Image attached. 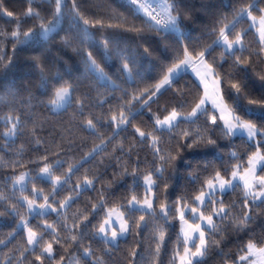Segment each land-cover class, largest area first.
<instances>
[{
  "label": "trees",
  "instance_id": "1",
  "mask_svg": "<svg viewBox=\"0 0 264 264\" xmlns=\"http://www.w3.org/2000/svg\"><path fill=\"white\" fill-rule=\"evenodd\" d=\"M76 2L82 12L90 18L104 19L105 25L112 17H124L127 18L128 24L144 27V17H134L131 11L132 6L126 0H76ZM178 2L181 5L182 31L188 36L185 42L191 48L198 49L206 43H211V39L215 38L210 36L213 28L218 27L225 16L231 19L235 10L240 8L246 0H178ZM72 3L73 0H67L65 18L61 24L62 30L58 29V34H53V38L48 41H29L18 46L12 64L5 67L7 60L0 63V133L5 131L4 119L9 114L19 115L24 125L21 133L15 138L6 141L0 136V192H4L9 197V200L0 202L2 205L0 211L9 209L0 216V240L5 241L0 244V262H6L9 257H12V264H16V258L26 244V233L23 229L17 228L20 216L10 212V205L19 196V192L15 196L12 195L11 177L14 173L31 171L33 175H38V158L47 155L50 162L54 163L57 159L65 162L56 173L61 175L66 173L68 164L80 162L103 138L106 141L103 150L99 151L93 159L83 162V167H80L79 171L71 177L69 184L64 185L63 190L56 196V200H63L72 193L78 179L82 182L84 175L87 174L89 178L95 179L94 188H88L76 197L71 207L67 209L64 215L67 216L69 224L74 214L90 211L92 204L99 202L102 194L106 197L107 206L120 203L126 205L132 194L133 176L122 175L125 167L131 173L133 167L139 164L137 174L139 186L135 188V191L142 198L144 194L142 176L148 171H155L157 161L153 160L152 151L146 144L138 143L139 137L135 135L132 125H129L126 131L121 130L113 139H108L112 137L114 130V126L106 122L110 119L111 111L118 112L121 106H131L136 113L132 124L151 131L155 115L162 117L166 114V109L171 110L172 107L180 104H185L190 109L194 101L203 94L202 86L188 70L177 78L173 88L162 90L149 101L147 106H142L141 101H133L129 105L128 102L132 101L134 94L139 95L145 89L154 91V85L176 59L177 50L182 52L183 44L177 41L174 34L162 37L147 30L146 27L141 34L126 31L124 26L118 25L115 20L112 21L113 27L87 26L90 39L81 44L75 39V29H71ZM0 4L18 15H22L28 7L27 0H0ZM35 7L46 19L50 18L54 11V4L50 5L45 0H35ZM259 7H264V3H260ZM35 23L37 22L34 20L28 21L23 25V30H27ZM249 25L250 21L245 18V22L238 25L236 31L242 28L249 29ZM14 26V20L0 14V31L10 33ZM81 27L85 26L81 23ZM66 34L73 38L72 47H65L60 43L61 37ZM105 37L113 40L107 54L102 44ZM0 39L3 38L0 37ZM245 45L247 49L245 55H252V66L246 70L245 83L253 95H259L264 92V82L257 75V73H264V53H259V40L252 28L246 34ZM0 47H5L8 55H13L11 42ZM145 47L151 49V55L144 52ZM88 51L92 52L97 62L114 82L115 87L103 86L94 74L86 70ZM218 52L219 50L214 52L213 57L218 59ZM253 53H259V58L257 59ZM122 57L133 61L131 79L122 70L124 63ZM41 63L44 65L43 70L38 67ZM231 64L232 60L224 63L225 73L231 71ZM42 82L47 85L46 88ZM65 83L73 87V103L66 110L54 113L47 106L48 97L54 87ZM177 89L180 91L178 92ZM225 92L228 96L233 95V90L227 84H225ZM77 99H84L83 116L78 114ZM249 107L254 106L247 105L246 100L241 99L240 114L245 116L244 110ZM89 116L99 118L97 131L94 133L84 127V122ZM201 122L203 123V118ZM256 122L264 127V118H259ZM33 130L35 136L32 135ZM212 135L217 140L215 146H202L192 151L186 149L182 154V160L177 162V169L174 171L169 167L165 170L159 181L160 199L157 201V211H159L160 201L165 196L164 182L169 185L167 197L174 203L179 196H191L214 169L227 168L230 171L236 162L231 157V152L236 151L240 160L246 163L247 156L255 151L257 146L256 141H248L245 135L225 137L219 131ZM37 137L42 141L39 146L35 144ZM121 144L123 151H121ZM133 144L135 147L129 152V147ZM174 144L175 140H172L171 145ZM161 146L165 149L170 146L167 135L164 136ZM184 160L188 162L185 163ZM13 161H20L25 167L13 169ZM192 172L199 175L198 182H193L190 178ZM37 185L43 188L45 193L51 192L50 181L38 179ZM31 190L32 185L29 184L27 192L31 193ZM223 199L226 205L240 202L236 204L233 217L248 211L242 207L241 190L229 191ZM19 211L21 215L26 213V209ZM102 216L103 211L89 217V227L85 229L86 234L81 240L73 243L67 239L64 246L55 245L57 259L63 255L66 258L64 264H74L75 260L83 256L84 249L91 247L94 255L80 259V264H94L96 258L102 260L103 264H132L131 251L137 248L140 255L136 257L135 264H153L150 252L154 250L155 245L151 243L153 229L151 220L148 227L142 230L141 235H137L134 229L131 234L119 241L118 247L106 249L99 239H93L92 236L93 226L97 225ZM252 217L251 223L243 232L232 230L231 218L229 221H224L223 223L228 224L229 228L220 240L219 246L211 247L204 264H231L232 260L237 258V250L245 245L249 238L264 244V205L253 208ZM46 219L49 223L54 221H59L60 225L64 223L63 216L57 217L55 213L49 214ZM30 223L33 227L42 228L44 219L38 216L32 217ZM13 232L15 234L10 235ZM64 236V230L61 228L62 240ZM178 237L182 242L179 220L172 219L166 226V242L159 264H174L173 255ZM49 238L45 237V239ZM26 256L27 260L24 264H37L31 253H26Z\"/></svg>",
  "mask_w": 264,
  "mask_h": 264
},
{
  "label": "snow or ice",
  "instance_id": "2",
  "mask_svg": "<svg viewBox=\"0 0 264 264\" xmlns=\"http://www.w3.org/2000/svg\"><path fill=\"white\" fill-rule=\"evenodd\" d=\"M45 2L50 5L54 4V11L47 19L35 7V0H27L28 7L22 15L9 11L0 4V14L15 21V26L10 33L0 31V37L3 38L0 39V45H6L8 42L13 45V55L11 56L8 55L5 47H0V63L7 60L5 67L12 64L18 46L29 41H48L53 38V34H58V29H61L62 21L65 18L67 0H45ZM126 2L132 6L131 11L134 17H144V27L128 24L127 18L124 17H112L105 25L104 19L90 18L82 12L76 0H73L70 14L72 15L71 29H75V39L81 44L90 39L87 26L113 27V20L118 25L124 26L126 31L136 34L143 33L145 27L162 37L174 34L177 41L183 44L182 52L177 50L176 59L154 85V91L145 89L139 95L134 94L132 101L128 102L129 105L133 101H141L142 106H147L149 101L160 94L162 90L173 88L177 78L189 69L192 70L202 86L203 94L194 101L190 109L185 104H180L177 107H172L171 110L166 109V114L162 117L155 115L151 131L132 124L136 113L131 106H121L118 112L111 111L110 119L106 122L114 126V130L112 137L108 139H113L119 135L121 130L126 131L127 127L132 125L135 135L139 137L138 143L146 144L152 151L153 160L157 161L155 171H148L142 176L144 187L142 198L135 191V188L139 186L137 175L139 164L133 167L131 173L125 167L122 175L133 176L132 194L126 205L120 203L107 206L106 197L102 194L99 202L92 204L90 211L74 214L72 222L69 224L67 216L64 215L67 209L71 207L76 197L88 188H94L95 179L89 178L87 174L84 175L82 182L78 179L72 193L63 200H56V196L63 190L64 185L69 184L71 177L79 171L80 167H83V162L93 159L99 151L103 150L106 143L103 138L80 162L68 164L66 173L61 175L56 173L65 162L61 159H57L54 163L50 162L47 155L38 158V175H33L31 171L14 173L11 177L12 195L15 196L19 192V196L10 205V212L20 216L17 228L23 229L26 233V244L19 257L16 258V264H24V261L27 260L26 253H31L37 264H64L66 258L61 255L57 259L55 245L64 246L67 239L73 243L81 240L86 234L85 229L89 227V217L97 215L101 211H103V216L97 225L93 226L92 236L93 239H99L106 249L113 246L118 247L121 238L131 234L134 229L137 235H141L142 230L148 227L149 220H151L153 222L151 243L155 245V248L150 252V255L153 264H159V258L166 242V226L172 219H178L181 225L182 242L178 237L173 255L174 264H204L211 247L219 246L220 240L229 228L228 224L223 223L224 221H229L231 218L232 230L243 232L253 219L252 209L264 205V127L259 126L256 122L257 119L264 118V92L253 95L245 83L246 70L252 66V55H245L247 51L245 37L250 28H255L258 32L259 53H264V7H259V4L264 3V0H246L240 8L235 10L231 19L225 16L219 22V26L213 28L210 36L215 38L211 39V43H206L198 49L191 48L185 42L188 36L182 31L181 5L178 0H126ZM245 18L251 21L249 29L242 28L240 31H236L237 26L245 22ZM30 20L37 23L27 30H23V25ZM81 23L85 27H81ZM60 43L65 47H72L73 38L66 34L61 37ZM102 44L107 54L113 40L105 37ZM217 50H219L218 59L213 57V53ZM144 52L151 55L149 47H145ZM259 53H253V55H256L258 59ZM122 58L124 59L122 70L131 79L133 61L130 58ZM229 60H232L231 71L225 73L223 65ZM85 63L86 70L90 74H94L99 83L103 86L115 87L114 82L91 51H88ZM38 67L43 70V63ZM257 75L264 82V73H257ZM225 84L233 90L232 96L226 95ZM42 85L47 87L43 82ZM73 91V87L67 83L54 87L47 100L49 110L58 113L70 107L73 103ZM177 91L180 90L177 89ZM241 99L246 100L247 105L254 106L245 108V116H242L239 111ZM209 101L212 105L211 110L207 107ZM76 104L78 114L83 116L84 99H77ZM202 118L203 123L201 122ZM98 119L89 116L84 122V127L93 133L96 132ZM4 125L5 131L0 133V136L6 141L17 137L24 126L21 117L12 114L4 119ZM216 131L225 137H243L246 134L248 141H256L255 151L247 156L246 163L240 160L236 151L231 152V157L236 162L230 171L227 168L214 169L191 196H179L174 203L170 202L167 197L169 185L164 182L165 196L160 201L159 211H157V201L160 199L159 181L165 170L171 167L175 171L178 167L177 162L182 160V154L186 149L192 151L202 146H215L217 140L212 134ZM32 135H36L34 130ZM165 135L168 136L170 142V146L166 149L161 146ZM172 140H175L174 145H171ZM35 144L41 145V139L37 137ZM133 147L135 144L129 147V152ZM121 151H123L122 144ZM183 162L187 163L188 161L184 160ZM29 163H33V161H29ZM12 166L13 169L25 167L20 161H13ZM205 167L207 168V165ZM190 178L193 182L199 181V175L196 172H192ZM38 179L50 181L51 192L45 193L43 188L38 187ZM29 184L32 185L31 193L27 192ZM238 190L242 191V207L248 211L233 217L236 204L240 202L226 205L223 197L229 191L236 192ZM7 200L9 197L4 192H0V202ZM173 208H175V213H173ZM20 209H26V213L21 215ZM8 211L9 209L0 211V216ZM51 213H55L57 217L63 216V225H60L59 221L49 223L46 218ZM36 216L44 219L42 228L31 225L30 219ZM61 228L65 233L64 240L61 239ZM14 234L13 232L10 235ZM46 236L50 238L45 239ZM3 243L5 241L0 240V244ZM93 255L91 247H87L80 259ZM138 255L140 253L137 248H133L131 251L132 264H135ZM236 256L237 258L233 259L231 264H264V244L254 238H249L248 242L237 250ZM80 259L75 260L74 264H80ZM12 260L13 258L9 257L6 262H0V264H12ZM94 264H103V261L96 258Z\"/></svg>",
  "mask_w": 264,
  "mask_h": 264
},
{
  "label": "rangeland",
  "instance_id": "3",
  "mask_svg": "<svg viewBox=\"0 0 264 264\" xmlns=\"http://www.w3.org/2000/svg\"><path fill=\"white\" fill-rule=\"evenodd\" d=\"M250 24H251V21H250ZM252 29L255 31V33H256V35H257V38H258V40H259V34H258V32L256 31L255 28H252ZM189 70H190L191 74L196 78V76H195V74L192 72V70H191V69H189ZM196 80H197V78H196ZM197 81H198V80H197ZM198 82H199V81H198ZM207 107L211 109L212 105H211V102H210V101H209ZM245 136L247 137L246 134H245ZM189 215H191V213H189ZM180 228H181V225H180V222H179V233H180ZM123 238H125V237H123ZM123 238H121V239H123ZM197 243H198V240H197Z\"/></svg>",
  "mask_w": 264,
  "mask_h": 264
}]
</instances>
